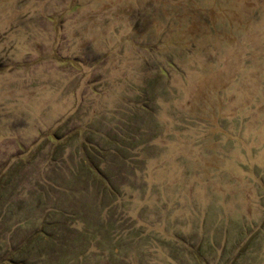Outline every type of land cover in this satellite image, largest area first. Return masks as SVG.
Masks as SVG:
<instances>
[{
  "label": "rangeland",
  "instance_id": "rangeland-1",
  "mask_svg": "<svg viewBox=\"0 0 264 264\" xmlns=\"http://www.w3.org/2000/svg\"><path fill=\"white\" fill-rule=\"evenodd\" d=\"M0 264H264V0H0Z\"/></svg>",
  "mask_w": 264,
  "mask_h": 264
}]
</instances>
